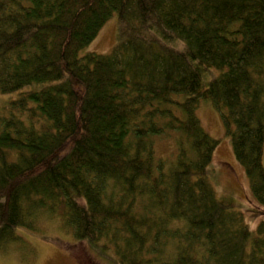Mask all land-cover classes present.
<instances>
[{"label":"trees","instance_id":"trees-1","mask_svg":"<svg viewBox=\"0 0 264 264\" xmlns=\"http://www.w3.org/2000/svg\"><path fill=\"white\" fill-rule=\"evenodd\" d=\"M114 14L113 49L79 54ZM11 92L0 248L47 215L120 264H264V217L217 193L197 113H221L264 208V0H0Z\"/></svg>","mask_w":264,"mask_h":264},{"label":"rangeland","instance_id":"rangeland-1","mask_svg":"<svg viewBox=\"0 0 264 264\" xmlns=\"http://www.w3.org/2000/svg\"><path fill=\"white\" fill-rule=\"evenodd\" d=\"M118 41V17L111 16L97 36L79 54L88 51L109 53ZM19 92L0 93V115L7 113L9 101ZM203 125L218 143L214 151L213 183L219 196L230 197L244 213L252 228L264 217L251 193L244 166L235 158L230 136L226 134L221 113L210 100L202 99L197 109ZM168 143L158 142V151L167 153ZM264 163V152H263ZM20 238L0 248V264H120L113 251H96L86 241H77L59 217L41 216L35 230L18 228Z\"/></svg>","mask_w":264,"mask_h":264}]
</instances>
